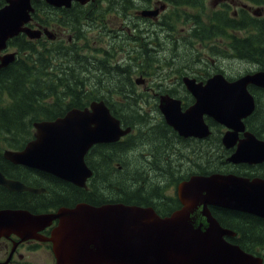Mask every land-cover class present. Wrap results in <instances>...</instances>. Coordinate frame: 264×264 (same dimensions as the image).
<instances>
[{
	"label": "water",
	"instance_id": "water-1",
	"mask_svg": "<svg viewBox=\"0 0 264 264\" xmlns=\"http://www.w3.org/2000/svg\"><path fill=\"white\" fill-rule=\"evenodd\" d=\"M31 1L7 0V5L0 9V52L6 49L8 40L21 33L30 39L39 38L40 31L23 28L33 12ZM44 1L55 8L69 9L73 2L84 6L93 0ZM156 13L144 11L141 15L154 16ZM44 33L52 38L46 30ZM14 58V53L0 56V69L7 67ZM183 82L196 94L198 102L183 117L169 115L167 121L177 131L195 135L199 132L198 126L196 123L190 125V120L184 117L205 113L217 119L231 120L240 109L244 111L242 117L250 115L253 99L247 87L254 85L264 89V72L246 75L231 83L222 75H215L204 87L188 78ZM215 83L221 84L222 88L215 89ZM91 108L92 112L73 109L54 121L35 123L36 139L20 152L5 151L4 158L15 165L43 171L84 187L91 176L83 162L88 147L95 142L114 141L129 131L120 130L119 122L110 116L102 102L92 103ZM248 137L233 161L245 157L249 164L263 163L264 143ZM0 186L18 193L45 191L6 179L1 172ZM178 190L182 207L166 218H160L150 208L124 205L92 207L79 204L72 209L43 215L21 209H3L0 210V238L12 234L21 241L36 238L38 232L56 220V226L46 239L51 243L55 264H262V259L225 240L234 233L222 228L207 206L264 219V180L216 175L193 177L180 184ZM196 212H200V218L191 216Z\"/></svg>",
	"mask_w": 264,
	"mask_h": 264
},
{
	"label": "flooded vegetation",
	"instance_id": "flooded-vegetation-1",
	"mask_svg": "<svg viewBox=\"0 0 264 264\" xmlns=\"http://www.w3.org/2000/svg\"><path fill=\"white\" fill-rule=\"evenodd\" d=\"M210 2L211 13H209L208 16V38L211 42V48H209L210 56L207 67L210 71L206 73L197 72V68L193 69L192 67L194 64L196 65L195 61L184 65L189 69V77L194 78L197 83H202L203 85L208 78L218 73H221L227 79L231 77L226 73L224 65L221 67L216 66L217 63L215 60L220 59L219 56L225 57L226 59H242L245 56L243 54L244 50L241 48L238 50L235 43L237 41H245L246 37L240 38L230 33H241L243 30L245 32L250 31V34L254 35L253 28H231V23H241L242 21L236 18L240 17L242 14H245L254 22H261L264 20V6L262 5L264 4V0H210ZM162 3V1L159 2V0H157L156 4L144 7L143 9H157L159 6L158 9L160 12L157 15L159 16L158 19L154 20L157 17L155 16L153 20L149 22L156 23L159 20L160 26L164 29L166 9L163 10L164 5ZM99 5L102 4L96 6ZM256 6L259 7L254 10ZM253 15H256L257 18H254ZM114 31L115 29L111 30V32ZM115 33L114 36H123V33L118 30H116ZM165 39L168 44L173 42L174 46L178 45L177 39L174 36L166 35ZM218 49H220L219 51L221 54L219 52V56H216L215 51ZM209 65L211 66L209 67ZM199 70L202 71L198 68V71ZM139 77L142 79L139 83L132 80L131 76H127L128 81H126L124 77L121 90L127 89L126 93H122L121 95L109 91L100 95H92L91 91L93 90H91L89 86L84 88V94L89 92L92 97L99 98L85 99L83 104H81V111L87 110L88 112H92L89 109L92 102H103L109 114L119 121L121 130L130 129L127 135L120 136L114 141L95 142L88 147L83 155V162L92 174L86 180L85 187L79 188L72 183L57 179L50 174L19 165H13L2 157V159L9 164L7 166L9 171L16 170L26 175H28V172H31V176L37 178L44 176L47 181L48 178H51L53 180L51 181L53 185L59 184L58 186H65V190H69L75 195H78L79 199L77 200L75 198L76 196L71 195L73 200H69L65 203L62 202V205L50 207L47 210L37 209L38 213L34 214L55 213L58 209H70L79 204H87L95 207L105 204H124L123 201L125 200L120 199L118 188H116L114 192L107 190L103 191V183L109 177L113 179L126 175V169L130 165L131 160L135 157V152L139 156V161L142 165L153 162L156 152L159 150L163 153L161 155L164 162L167 161L170 164L171 174L164 179L163 182V179H157L159 176L157 173L152 172L146 175L145 171L142 169H138V171L136 168L133 169V171L136 172L135 175H138V179L141 180L145 177L147 180L155 179V183H158V185H154L152 193L155 200L150 203H138V205H148L147 207L157 211L159 210V212L162 213H158L160 217H167L174 211L169 213L167 204L171 203L173 200L179 202V185L183 182H188L193 177L221 174L249 179H264V162L249 164L230 161V159L239 152V149L243 148L242 146L249 138L248 136L261 140V135L257 131L258 127L255 126V128H252L251 126L254 120L259 119L256 112L261 97L256 99L254 96L258 94L257 92H260L259 90L254 89L255 94L252 93L255 101L253 112L247 117L241 118V121L230 120L231 122H220L213 117L203 115L202 122L206 127L204 131L199 124L197 116H190V118L189 116L186 117L190 120V125L196 123V126L199 128V132L193 135L192 131V134L177 131L175 127L170 125L167 121L169 115L177 117L178 110L179 113H185L189 111L196 102L194 95L186 88L184 83L180 81L179 76L174 75L171 78L170 75L153 74L150 77L142 75ZM101 97H104V99H101ZM124 97L129 98V100L124 99ZM130 99L136 102L135 104L138 106V115L134 114V112L131 111L133 108L128 106ZM237 113L239 114V112ZM252 148L254 147L252 146ZM254 151L255 149L253 152ZM135 159L137 160L138 158L135 157ZM216 160H218L219 168L215 169L213 166ZM200 161H204L205 164H199ZM197 167H206L207 173L199 174L196 171ZM183 170L185 171L183 172ZM137 188L138 195H140L142 189H145L142 184H138ZM155 193H158V197L155 196ZM40 194L34 196H39ZM85 194H87V196H85ZM149 196L151 197L152 195ZM131 203H133L131 206H137V202L131 201ZM191 216L200 218V212L193 213ZM257 221L264 223V220L260 218H257ZM55 224L56 222H53L51 227L43 230L40 235H38V239L20 241L15 235L1 238L0 264H30L29 262H25L27 256L26 253L23 254L22 251H28L30 254L46 251L49 254L51 264H55L51 252V245L46 241V238L49 237V233ZM232 238L235 239L234 237ZM250 248L253 250L254 255L263 259L264 264V246H251Z\"/></svg>",
	"mask_w": 264,
	"mask_h": 264
},
{
	"label": "trees",
	"instance_id": "trees-1",
	"mask_svg": "<svg viewBox=\"0 0 264 264\" xmlns=\"http://www.w3.org/2000/svg\"><path fill=\"white\" fill-rule=\"evenodd\" d=\"M95 4L89 7H94L98 4L106 5L107 8H102L100 11L114 10L123 17H128L127 11L130 9V0H94ZM169 4L173 11L172 17L175 21L171 22L168 19L165 26L171 31L173 30L176 21H180L179 14L182 13L183 19L190 18L185 14L187 11H197L199 14L205 11V0H164ZM4 4V0H0V7ZM115 6L118 8L115 9ZM35 13L33 19L36 23L43 27L60 26L66 28L68 33L77 32L82 29L83 17L91 18V11L87 12L86 8L74 5L71 9L54 10L48 7L45 3H38L35 6ZM87 12V13H85ZM192 22H198V14L191 16ZM125 25L134 33L137 30L136 24L128 21ZM172 26V27H170ZM255 29V34L245 41H237L235 43L238 50H244L243 60L246 59L251 63H255L258 70H264V21L251 25ZM131 27V28H130ZM231 28H239L231 23ZM154 30V31H153ZM127 32L123 33V36ZM81 34L72 36L71 43L65 40L59 42H37L29 41L24 36H19L9 42V46L15 47L20 54L17 60L12 64L0 70V171L9 179L19 180L26 186L33 188H44L45 192L39 196L23 192L14 193L9 192L3 187H0V209H23L30 213H38V210H47L50 207L62 205V202L73 200L71 195L76 196L71 191H67L64 187L53 185L51 178L47 179L44 176L37 178L31 176V172L26 175L23 172L16 170H8L9 165L2 159V148L6 145L7 148L18 150L22 148L29 140L32 139V124L40 119H51L62 116L72 108H80L81 104L86 98H99L92 97L89 92L84 94L85 87L88 86V78L93 75L97 78L98 82L95 87H90L94 92L109 91L114 94L121 95L126 93V89L121 90L124 82V77L128 81L127 76H130L131 71L128 65L121 67L119 64L113 62L112 50L115 47V39L119 36L109 37L108 45L106 48L109 50L106 54V60L99 61V66L95 63L94 56L89 59L85 66H80L85 59L78 48L76 43ZM145 36L148 38L146 39ZM122 37V36H121ZM156 29L145 30L144 35L139 37L134 36L132 41L136 44L144 42V47L150 43H155V38H158ZM39 42V41H38ZM112 49V50H111ZM105 51V49L103 50ZM146 58L153 60L156 58L152 50L148 48ZM137 55V54H136ZM145 58V56H141ZM80 60V61H79ZM104 68L102 71L100 68ZM168 68H173V64L168 63ZM98 73V74H97ZM180 74L181 72H176ZM171 74V73H167ZM116 79H113V78ZM86 83V84H85ZM119 85V87H118ZM118 88V89H116ZM87 92V91H86ZM251 92L255 94V90ZM263 92V93H262ZM257 92L254 95L256 99L264 97V91ZM104 99V97H101ZM124 99H128L124 97ZM264 100V98H261ZM134 100L130 99L129 107L137 106ZM261 101L258 103L257 114L258 120H254L251 124L252 128L257 126V131L264 139V110L262 111ZM160 150L156 152L154 161L140 164L139 170L145 171V174L152 172L157 173V179H166L170 174L169 162H164ZM135 157L132 161H135ZM199 164H205L200 161ZM213 168H219L218 160L215 161ZM124 176L116 178H107L104 181L103 191L114 192L116 188L119 190L120 199H124V204L131 205L132 202H137V206L147 207L148 205H138V203H150L155 200L153 196V188L156 180L138 179L136 172H132ZM196 171L199 174L207 173L206 167H197ZM163 177V178H162ZM117 183V184H116ZM138 184H142L145 189L140 192L136 189ZM115 185V186H112ZM61 187V188H59ZM122 192V193H120ZM147 197H141L146 195ZM149 195H152L151 197ZM87 196V194H85ZM158 197V193H155ZM148 200V201H147ZM122 202V201H120ZM179 207V203L173 200L167 204L169 213ZM211 213L222 227L234 231L237 237L229 240L231 243L237 244L241 249L248 253H253L251 246H264V223L257 221V218L246 214L236 213L218 208H211ZM157 211V210H155ZM166 212V211H165ZM157 213L162 214L157 211ZM168 213V214H169Z\"/></svg>",
	"mask_w": 264,
	"mask_h": 264
},
{
	"label": "rangeland",
	"instance_id": "rangeland-1",
	"mask_svg": "<svg viewBox=\"0 0 264 264\" xmlns=\"http://www.w3.org/2000/svg\"><path fill=\"white\" fill-rule=\"evenodd\" d=\"M157 0H130V9L127 11L128 17H123L121 14H118L114 10H107V11H100L102 8H107L106 5H99L94 7H87V12L91 11V18L83 17V20L91 25L82 28L81 30L77 32H72L70 35H64L61 34L62 37L66 36H72L81 34L80 37L77 40L78 48L80 50V54L84 56V60L80 66H85L87 62H91L89 58L94 56L95 63L99 66V61L106 60V54H108L109 50L108 48V42L109 37L113 38L116 34V30H120L121 33H125L127 31L128 34L133 35L136 37H139L140 35L145 34V30L150 29H156L159 41L157 45H161L159 48H151L152 45L150 42H148L147 46L144 47V42H139L137 45L133 43V41H128L124 39H115V47L112 50L113 53V62L120 63L119 65L121 67H125L128 65L129 70L131 71V78L132 80H136L140 78L139 76H145L150 77L153 74L157 75H167L169 71L167 70V64L172 63V73L170 74L171 78L174 75H177L176 72H181L182 74L188 73L189 69L185 67L187 63H191L192 61H195L197 65L194 64L193 69L197 68V72L200 73H206L209 72L210 69L207 68L208 66L205 65V60L209 59L210 56V50L211 48V42L209 41L208 37V23L205 17L198 16V22H192L191 16H194V14L191 11L185 12L186 15H188L190 18H184L182 17V13L179 14V17L181 18L179 22H176L174 24V27H172V32L168 31L166 27L162 29V26H160L159 22L151 23V22H144V21H136L134 17L131 14H135L134 11L142 10L144 7L151 6L152 4H156ZM162 1V0H159ZM264 6V4H262ZM259 6H256L255 8H258ZM118 6H115V9H117ZM173 11V10H172ZM172 11L171 9H167L165 21L170 19L171 22L175 21V17H172ZM85 12V13H87ZM209 13H211V2L210 0H206V7H205V14L206 16H209ZM132 21L137 26V30L133 33H131L127 28V26H124V22ZM106 26H109L111 28H115L114 32H111L108 30ZM131 28V27H130ZM192 29V30H191ZM191 30V31H190ZM63 31V30H62ZM166 34H171V36L175 37L177 39L178 45L174 46L173 42L168 44L166 42ZM231 35H234L236 37H244L249 34L248 31H241V33H230ZM148 36L146 37V39ZM183 39V41H182ZM129 46V47H128ZM149 49L152 50L153 55H155L156 58H153V60H148L146 58L147 51ZM105 49V51H103ZM110 49V48H109ZM157 49L159 51H157ZM220 49L215 51V55L219 56L218 53ZM158 52V53H157ZM137 54V55H136ZM221 54V52H220ZM90 56V57H89ZM141 56H145V58H141ZM220 59L215 60L217 63L216 66L221 67L224 65V69L226 73L234 77V75L242 74L244 70H250L254 69L253 64L250 61H247L244 59L243 61H239L236 59L228 60L225 57L219 56ZM216 59V58H215ZM80 61V60H79ZM86 63V64H85ZM220 63V64H218ZM211 65H209L210 67ZM198 68L202 71H198ZM102 71L104 68H100ZM98 74V73H97ZM185 76V75H183ZM97 77V76H96ZM93 75H90L88 78V86L89 87H95L97 85V78ZM113 79H116L115 77ZM86 84V83H85ZM92 95H100L102 92L98 91L93 92L91 91ZM105 92H103L104 94ZM263 107L262 111L264 110V101H261V108ZM131 111L134 112V114L138 115V106L133 107ZM7 146L5 145L2 149L5 150ZM129 156V154H128ZM134 156L138 158L135 161L130 162V165L126 169V174L131 173L129 170L136 168L137 171L140 166L139 156L137 153H134ZM192 159V158H191ZM185 170H183L184 172ZM164 180H162L163 182ZM154 185H158V183H155ZM161 185V184H160ZM137 191L138 188L136 187ZM146 195H141V197H147ZM152 201H154L152 199ZM159 211V210H158ZM23 254L26 253L25 262H29L30 264H49L50 257L48 252L46 251H39L37 253L30 254L28 251H22ZM26 264V263H25ZM51 264V261H50Z\"/></svg>",
	"mask_w": 264,
	"mask_h": 264
},
{
	"label": "bare ground",
	"instance_id": "bare-ground-1",
	"mask_svg": "<svg viewBox=\"0 0 264 264\" xmlns=\"http://www.w3.org/2000/svg\"><path fill=\"white\" fill-rule=\"evenodd\" d=\"M213 87L217 90H220L222 88L221 84L215 83L213 84ZM264 101V100H263Z\"/></svg>",
	"mask_w": 264,
	"mask_h": 264
}]
</instances>
